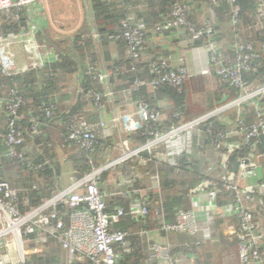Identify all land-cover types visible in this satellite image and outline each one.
Returning <instances> with one entry per match:
<instances>
[{"label":"trees","instance_id":"trees-1","mask_svg":"<svg viewBox=\"0 0 264 264\" xmlns=\"http://www.w3.org/2000/svg\"><path fill=\"white\" fill-rule=\"evenodd\" d=\"M203 3L212 10V14L204 18L203 22H199L196 15L201 12L200 7ZM88 5L89 15L86 22L89 29L94 30L96 39L91 35V30L79 31L67 37H61L47 27L31 31L21 9L0 11V43L13 42V39H20L27 34L50 52L49 58L44 60L39 68L28 67L24 72L15 71L13 67L6 76L1 74L0 69V177L17 190L16 206L22 214L39 207L59 191L57 179L61 169L57 147L72 151L68 160L74 166L75 181L116 158L115 132H112L108 140L103 141L97 131L89 129L84 124L85 115L93 117L89 111L95 112L96 116L100 115L110 101L123 105L142 104L160 112L163 119L157 125L146 123L138 131L122 134L123 142L129 148L135 149L151 140L148 132L152 129L158 128L161 133H166L181 123L196 120L236 100L246 92L264 86V26L259 19L260 10L256 0H234L232 4L228 0H88ZM175 5L188 8L186 21L194 31L202 32L199 38L194 40L187 27L180 30L171 28L160 34L155 32L156 28L165 26L172 20ZM127 21L145 25L144 46L137 59L131 57L129 47L122 38L124 31L122 25ZM146 29L161 37H173L172 34L187 36L194 46L222 41L225 45L222 49H213L214 53L221 55L218 59L219 64L212 65L210 51L208 75H205L215 81L216 93L210 94L205 90L207 83L205 76L199 78L192 76L180 87L161 84L152 88L151 82L157 78L152 70L153 63L168 61L171 69L175 70L176 67L171 64L169 58L156 53H151L153 57H150V61L144 60L149 40ZM232 40L234 42L228 44ZM111 42L118 45L120 55L118 59H113L110 54ZM238 44L252 46L258 57L251 63L253 71L240 72L241 83L245 86L242 88L230 86L216 72L217 66L231 68L237 65ZM100 64L103 65L101 68ZM182 66L187 69L186 66ZM103 72H106L107 79L100 81L99 75ZM198 82L203 84L197 87ZM65 88L68 90L73 88V92L61 93ZM11 92L21 99V106L15 116H10L7 108L10 98L13 97ZM106 92H110L112 96H105ZM95 95L100 97V100L96 101L97 105ZM163 101L167 103L166 108L156 107L157 103ZM260 106H264V98ZM50 110L53 115L48 117L46 113ZM175 114H180L181 119L174 117ZM11 120L15 121V131L22 138V143L15 146L17 153L21 155L20 158L8 156L7 137ZM95 120L93 123H99L100 119ZM255 120V115L253 117L250 114L245 118L246 125L253 124ZM32 123L38 125L36 131L31 130ZM74 124L83 131H93L92 151L83 149L78 141L69 139L71 126ZM51 128L60 136V145L55 139H50L48 131ZM196 131L190 138L193 150L190 153L184 152L175 165L159 157L154 159V155L147 151L140 153L141 158L145 160L142 165L148 172H156L159 180L157 189L149 188L145 193V199L151 203L152 212L149 217L143 220L129 214L131 204L141 199L138 190L148 188L150 185L148 181L135 180L125 191V196L106 201V213L114 214L117 207L124 210V215L110 227L113 232L122 231L127 234L126 241L131 248L126 252L127 247L114 246L119 264H143L140 236L132 232L137 229L140 231L148 229L143 225V221L151 223V216L161 215L167 222L175 221L177 213L191 208L193 192L199 188L208 190L214 187L217 190L218 209H224L234 202V193L227 192L222 187L223 178L237 176L240 172V161L251 155L250 149L243 144L242 134L238 133L235 117L222 120L216 115L201 123ZM220 134H225V138L220 140ZM234 141L238 146L229 151V145ZM27 142L34 146L33 154L27 152ZM257 148L259 154H264V136ZM129 164L133 165L134 162ZM38 166H41V169L37 170ZM106 173L107 171L100 174V185ZM262 205L264 193L256 191L254 194L256 215L262 212ZM57 212L68 227L72 211L61 205ZM229 219L234 221L233 224L235 221L238 224L235 217H222L220 214L213 216L211 227L215 239L213 244L220 249L217 264H239L240 241L237 235L225 236L220 229ZM151 226L154 224L151 223ZM176 234L182 238L181 240L185 237L184 234ZM164 236L162 234V237ZM43 246L48 250L42 254L27 255L26 264H55L51 241L45 242ZM178 252V249L173 250L174 255Z\"/></svg>","mask_w":264,"mask_h":264},{"label":"built area","instance_id":"built-area-1","mask_svg":"<svg viewBox=\"0 0 264 264\" xmlns=\"http://www.w3.org/2000/svg\"><path fill=\"white\" fill-rule=\"evenodd\" d=\"M228 1L231 4L234 2V0ZM256 3L260 10L259 19L264 26V0H256ZM29 4L30 1L24 0H18V2L0 0V11H7L12 8L20 10ZM187 11L188 8L186 6L180 7L175 5L172 10V20L167 22L165 26L156 28L155 32L160 34L164 30L171 28L180 30L183 29L182 27H187L194 40L199 38L202 32L194 31L189 23H187ZM234 21L236 22V18H234ZM122 27L124 29L122 38L129 47L131 57L137 59L144 46V26L140 23L127 21L123 23ZM11 43V41L3 44L0 43V69L1 74L5 76L9 75V71L15 66L14 55L10 50ZM21 44L33 50L31 53L34 55V59H39V62L31 65L34 68L41 67L42 62L50 56L49 51L45 50L30 37L23 40ZM37 48L42 50L39 55L37 54ZM213 49H210V62L215 66L219 64L218 59L221 55L214 53ZM236 51L237 65L231 68L217 66L216 72L230 86L242 88L245 86L241 83L240 72L243 70L253 71L254 67H252L251 63L257 60L258 57L253 52L252 46L248 44H238ZM26 70L27 68L23 69L24 72ZM152 70L157 76L151 82L152 88L161 84L180 87L191 76L189 71L182 65L175 70L171 69L168 61L153 63ZM203 73L207 74V71ZM99 79L100 81L102 79L106 80V72L100 74ZM11 94L13 97L10 98L7 108L9 115L15 116L21 106V99L14 96L15 93L13 92ZM105 96L111 97L112 95L110 92H106ZM263 98L264 86L257 90L246 92L243 96L227 103L210 114L188 123H181L166 133H161L158 128L152 129L148 132L151 140L135 151L134 155L136 156L143 151L149 152L152 148L159 147V145H167L169 154L166 159L175 165L184 153L176 148V143L184 134L189 135L191 138V135L197 132L196 130L201 123L224 111L233 109L238 133L242 134L243 144L251 152L249 157L240 161V172L237 176L223 178L222 187L227 192H233L235 196L234 202L226 208L218 209L216 207L218 192L214 187L208 190L199 188L195 191L193 209L177 213L174 222H167L164 217L159 215L158 217L162 223L157 228H154L150 222L143 221V225L148 227V229H142L139 231V235L147 236L151 232H157L159 237L163 239V244H154L153 249L158 258L166 257V260H168L167 264H179L181 262V255L179 253L175 255V258L170 256L174 249L167 240V236L170 233H180L193 238L201 235V240L196 242L197 247L202 251L210 252L213 264L219 263L220 249L214 246L212 242L211 228L213 216L217 214H220L222 217H235L238 220L237 225L229 223L225 225V228L228 234H236L240 241L238 245L239 264H249L252 261L261 262L264 260L259 250L264 239V233L262 232L260 222L257 221L254 207V194L256 191L264 190V182L252 187L244 185L246 179L255 174L260 160L264 158V154L257 152L258 144L264 136V106H260ZM99 100L100 97L95 95L96 105ZM251 101L255 105L256 120L248 126L241 116V108L251 103ZM46 115L50 117L53 115V112L51 110L47 111ZM174 117L181 119L180 114H175ZM162 119L163 115L160 112L150 109L145 105L125 104L118 108L117 118L114 121H119L122 124L125 133H132L141 129L146 123L157 125ZM8 128V156L10 158H20L21 155L17 153L15 146L22 143V138L15 131L14 120L9 121ZM37 128L38 125L32 123L31 130L36 131ZM225 136V134H220L219 139L222 140ZM69 139L71 141H78L80 146L87 151H92L94 147L93 131H83L76 124L71 126ZM234 147L229 146V151ZM123 148L128 149L129 147L125 143L123 144ZM126 154L127 152L123 154L125 158L120 162L129 158ZM226 159L227 157L225 161ZM38 169H41V166H38ZM102 171L97 169L85 175L82 179L75 181L70 188L59 190L50 199L44 201L39 207L32 209L27 214L20 213L16 206L17 190L7 181L1 180L0 177V264H26L27 255L38 253L45 242L49 240L60 242L62 248L68 251L69 261L66 264H78L81 260H87L92 264H119L114 246L119 245L121 248H126L127 234L122 231L113 232L110 227L113 222L118 221L124 215V210L121 207H117L114 214L106 213V201L109 196L100 189L99 176ZM145 196V193H141V199L131 204L129 214L132 217L145 220L151 214V203L145 199ZM61 205L67 210L72 211L69 215L68 227L65 226L63 219L60 218L57 212L58 207ZM201 216L205 217L203 221L199 220ZM162 234L165 236L162 237ZM187 247H190V245L187 244ZM29 249L32 250L29 251Z\"/></svg>","mask_w":264,"mask_h":264},{"label":"crops","instance_id":"crops-1","mask_svg":"<svg viewBox=\"0 0 264 264\" xmlns=\"http://www.w3.org/2000/svg\"><path fill=\"white\" fill-rule=\"evenodd\" d=\"M12 2H18V0H11ZM24 1H30V4L27 6H24L21 8L23 11V16H26L27 22L30 26V30L34 31L35 29H42L43 27H47L50 30L53 31V26L55 23L58 25V28H55L54 31H57V35L63 34L61 37H67L70 35H73L76 32L79 31H90L92 32L93 38H97L96 34L93 29H89V25L86 22L87 17L89 15V5L88 0H78L75 2L74 0L71 1V4L68 3L67 0H58L57 4H54V8H51L53 6L52 0H24ZM253 3H255L253 1ZM86 6V7H85ZM200 13L196 15L199 22H203L204 18H208L212 14V10L210 8L206 7V5L203 3L200 7ZM53 17L55 20H53ZM57 20V22H55ZM142 24V23H140ZM143 25V24H142ZM145 28V25H143ZM53 31V32H54ZM147 36H148V44H147V50L145 52L144 60L150 61V59L153 57L151 56V53H156L158 55H162L166 58H169L171 64L174 67H180L181 65H184L187 67L189 72L193 75V78H196L199 76H205L208 75L204 74V71H207L209 68V62H208V55L211 48H217L222 49L225 45L222 44V41L220 42H210L203 43L198 46L192 45L190 42V39L187 36L178 35V34H172L173 37L167 36V37H161L159 35H156L155 32L147 30ZM55 33V32H54ZM28 38L27 34H24L20 37V39H13L14 41L11 43L10 50L14 55V61L15 66L14 69L16 70H23L24 68L32 67L31 65L33 63L39 62V59H34V55L31 53L28 48L24 47L21 43L23 42V39ZM27 37V38H26ZM232 40L228 44L233 43ZM202 43V42H201ZM41 45V44H39ZM42 47L44 45H41ZM110 54L113 59L119 58V51H118V45L115 42L110 43ZM32 56L30 59L28 56ZM151 57V58H150ZM34 66V65H33ZM207 77V76H205ZM206 79V86L205 90L211 93H216L217 87L215 85V81L210 78ZM209 82H213L214 86L209 87ZM200 82H198L197 87H200ZM203 84V83H202ZM201 84V85H202ZM73 88L71 90H68L65 88L64 90H61V93H72ZM58 93L60 91L58 90ZM114 100V99H112ZM123 104H116L113 102H108L107 106L103 109L102 112H100V115L94 114L95 112L89 111L92 113L93 117L91 118V115H85L84 116V124L89 127V129H93L95 132L97 131V134L99 137L105 141L108 140V137L111 136L112 132H115L116 135V142H115V154L123 156L124 152H127L126 155H128V159H126L123 162H120L119 164L106 168L102 172L107 171L105 179L101 180L100 189L103 193L108 195V202L111 198L117 197L121 198L125 196V191H127L128 187H130L131 183L133 181L141 180V182H149V187L138 190V192L146 193V190L149 188L154 190L157 189L159 186V180L158 175L156 172H148L147 169L142 165L145 163V160L141 158L140 153L138 155H134L135 151L138 148H130L126 151L122 149L123 146V135L124 127L119 121H114L115 118H117V111L118 108L121 107ZM167 103L165 101L159 102L156 104V107L160 108H166ZM233 109H230L232 111ZM87 111V110H86ZM254 111V112H253ZM225 112V111H224ZM229 112V110H227ZM252 115L254 117L255 115V105L251 101V103L244 105L241 108V116L245 121V118H247L249 115ZM83 118V116H82ZM100 119L99 123H93V120ZM219 118L222 120L224 119H230L234 118L232 115H225V113L222 112V115H219ZM95 125V126H92ZM118 126V127H117ZM97 128V130H96ZM57 131L53 128H51L48 131V135L51 140L55 139L59 145H60V136H57ZM123 134V135H122ZM57 144V145H58ZM237 142L234 141L229 146L234 147L237 146ZM27 152L29 154H33L35 152L34 146H32L31 142H27ZM176 148L179 151L190 153L192 149V143L190 140L189 135L184 134L182 138L176 143ZM57 156L58 160L60 162V175L57 179V188L59 190H66L70 188L74 180V166L69 162V157L71 156L72 151H65L61 147H57ZM151 154L155 157H159L161 159H164V161H167L166 157L169 154V151L167 150V145H159V147L152 148L151 151H149ZM150 154V156H151ZM141 158V159H140ZM138 161V164H135ZM129 162H134L133 165L129 164ZM106 166L103 165L102 167ZM101 167V168H102ZM99 168V169H101ZM101 172V173H102ZM264 182V158L260 160L259 165L255 171V174L251 176L249 179H246L244 182L245 186H257L259 183ZM133 191V190H131ZM260 193H264V190L259 191ZM193 201H195V192H193V196L191 199V208L193 209ZM262 212L258 213L256 218L257 221H259L261 224L262 232L264 233V205H262ZM189 209V210H190ZM205 219L204 216L199 217L200 221H203ZM151 223L154 224V228H157L159 225H161L162 221L157 216H151L150 218ZM174 221V220H173ZM172 221V222H173ZM228 222L224 223L220 229L223 231V234L225 236L230 237L233 234H228L225 228L226 224H233V220L229 219ZM233 225H237L236 221ZM139 229L132 232L135 235H139ZM264 235V234H263ZM183 240H181V237H178L176 233H170L167 236V240L170 243L171 246L174 247V249H178V253L181 255V262L179 264H213V261L211 260V255L209 251H202L199 249L196 245V242L200 241L202 236L197 235L194 238L188 237L184 235ZM232 238V237H231ZM140 239L142 242V249L141 253L143 256L142 263H155L158 264H167L166 257H157L155 254V251L153 249L154 244H163V239L159 237L157 232H151L147 236L143 235L140 236ZM186 239V240H185ZM50 241V240H49ZM214 236L212 232V242H214ZM48 242V241H47ZM52 250L54 251L52 254L54 255L55 264L58 262H62L61 264H66L69 261V254L68 251L62 248V245L60 242L57 241H51ZM187 244L190 245V247H187ZM127 249H130L129 243H127V248L125 249L126 252H128ZM173 249V250H174ZM48 249H45L44 246L40 249V251L37 254H42L43 252H46ZM177 253V254H178ZM118 254V253H117ZM176 255V254H175ZM175 255L173 254V251L171 252L170 256L175 258ZM260 255L262 258H264V239L261 244V250ZM78 264H92L91 262L87 260H81L78 262ZM249 264H264V260L259 261H252Z\"/></svg>","mask_w":264,"mask_h":264},{"label":"rangeland","instance_id":"rangeland-1","mask_svg":"<svg viewBox=\"0 0 264 264\" xmlns=\"http://www.w3.org/2000/svg\"><path fill=\"white\" fill-rule=\"evenodd\" d=\"M49 1V0H48ZM68 1V3H70L71 4V1L72 0H67ZM75 2H77L78 0H74ZM57 2H58V0H52V4H53V6H51L50 5V7L51 8H54V6H56V5H54V4H57ZM86 7V6H85ZM53 20H55V18L53 17ZM55 22H57V20L55 21ZM55 28H58V25L55 23V25L53 26V31L55 30ZM55 33H58L57 31H54ZM59 35H61V36H63V34H59ZM41 46V45H40ZM38 49V52H37V54L39 55V53H41L42 52V50L41 49H39V48H37ZM12 50V49H11ZM28 50H30L31 52L33 51V50H31V49H28ZM36 54V57L38 58V55ZM32 56H30V54H29V56H28V58L30 59ZM33 58V57H32ZM35 64V63H34ZM101 66H103L102 64H100V68H101ZM102 69H103V67H102ZM193 75L191 74V76L190 77H192ZM189 77V78H190ZM187 81V79L184 81V82H186ZM214 86V83L213 82H209V87H213ZM217 109H219V108H217ZM216 109V110H217ZM212 112H214V111H211L210 113H212ZM210 113H207V114H210ZM223 113H225V115H232V116H234V111L232 110V111H230L229 110V112H227V111H225V112H223ZM207 114H205V115H207ZM205 115H203V116H205ZM219 115H222V113H220ZM203 116H201V117H203ZM200 118V117H199ZM198 119V118H197ZM118 127V126H117ZM126 131V130H125ZM127 133V132H126ZM125 133V134H126ZM124 137V136H123ZM124 141V140H123ZM123 144H125V143H123ZM122 149L124 150V151H126V150H128V149H130V148H128V149H126V148H123V146H122ZM131 150V149H130ZM129 151V150H128ZM125 153V152H124ZM123 158H125V156H121L120 154L119 155H117L116 156V158L115 159H112L111 161H109L107 164H110V166H109V168L110 167H113V166H115V165H117V164H119L120 163V161L123 159ZM106 164V165H107ZM1 229V228H0ZM32 249H29V251H31Z\"/></svg>","mask_w":264,"mask_h":264},{"label":"water","instance_id":"water-1","mask_svg":"<svg viewBox=\"0 0 264 264\" xmlns=\"http://www.w3.org/2000/svg\"><path fill=\"white\" fill-rule=\"evenodd\" d=\"M110 164H107L106 166L102 167L100 170H104L105 168L109 167Z\"/></svg>","mask_w":264,"mask_h":264}]
</instances>
